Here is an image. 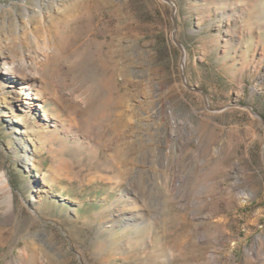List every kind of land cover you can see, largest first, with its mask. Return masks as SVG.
Segmentation results:
<instances>
[{
	"label": "rangeland",
	"instance_id": "rangeland-1",
	"mask_svg": "<svg viewBox=\"0 0 264 264\" xmlns=\"http://www.w3.org/2000/svg\"><path fill=\"white\" fill-rule=\"evenodd\" d=\"M167 1L0 0V264H264V0Z\"/></svg>",
	"mask_w": 264,
	"mask_h": 264
},
{
	"label": "bare ground",
	"instance_id": "bare-ground-1",
	"mask_svg": "<svg viewBox=\"0 0 264 264\" xmlns=\"http://www.w3.org/2000/svg\"><path fill=\"white\" fill-rule=\"evenodd\" d=\"M32 36V35H31ZM38 36V35H37ZM45 36V35H44ZM49 36V35H48ZM35 37V36H33ZM36 38V37H35ZM34 38V41L36 42V39ZM45 40L47 41V38H45ZM38 42V41H37ZM38 44V43H37ZM49 43H46L45 42V46L43 47V52L46 53H49L50 50V47L48 45ZM45 55V54H44ZM46 57V56H45ZM29 64L30 63H27L26 60L24 58H19L18 60L17 59H10V58H1L0 59V74H3V75H7L8 77L6 78L7 82L10 84L9 85V88L13 89V90H20L18 93L19 95L21 96L20 98H22L20 101L18 102H22V104L24 105H28L27 104V100H30L31 99V96L32 95H35L33 97V99H37L36 98V95L39 94V91L36 90V85H35V81H32V83L30 85H21V84H18V82L13 79V75H17V74H22V73H25L28 71V68H29ZM31 75V74H30ZM19 76V75H18ZM17 76V77H18ZM31 77V76H30ZM19 78V77H18ZM36 90V93H32L33 91ZM41 93V91H40ZM40 98V97H39ZM121 100V98H120ZM117 113H116V121L118 122V124H122L123 122V114H122V110H121V105L120 104H117ZM22 106V105H21ZM30 107L31 106H37L39 108H41L42 106L40 104H37V103H30L29 105ZM27 107L28 109H30V107ZM23 108V107H22ZM124 112V111H123ZM45 111H43V116H44ZM112 123V122H111ZM94 125V124H93ZM96 125V124H95ZM97 128V127H96ZM112 128V127H111ZM114 131V130H113ZM20 133L19 130L16 131V134ZM23 133V132H22ZM115 133V132H114ZM117 135V134H116ZM120 135V134H119ZM123 135V134H122ZM23 137L24 135H20V137ZM124 136V135H123ZM125 139V138H124ZM119 141V140H118ZM118 143V142H117ZM116 144V143H115ZM125 144V143H124ZM122 144V145H124ZM125 149V148H124ZM115 150V149H114ZM117 150V149H116ZM129 150V148H128ZM114 156V154H113ZM116 156L118 158V163L119 164H122L123 163V152H122V149L119 148L117 151H116ZM115 158V157H114ZM113 158V159H114ZM117 160V159H116ZM115 161V160H114ZM113 161V162H114ZM115 163V162H114ZM117 164V163H116ZM126 164V163H125ZM124 164V165H125ZM118 166V165H117ZM122 166V165H121ZM120 167V166H119ZM122 168V167H121ZM119 169V168H118ZM125 169V168H124ZM121 170V169H120ZM123 171V170H121ZM122 174V173H121ZM126 175V174H125ZM124 178V177H123ZM8 184V183H7ZM10 202V201H9ZM11 203V202H10ZM8 208V207H7ZM11 209L12 208H9L8 209V213L11 214ZM7 211V210H6ZM131 218V217H130Z\"/></svg>",
	"mask_w": 264,
	"mask_h": 264
},
{
	"label": "water",
	"instance_id": "water-1",
	"mask_svg": "<svg viewBox=\"0 0 264 264\" xmlns=\"http://www.w3.org/2000/svg\"><path fill=\"white\" fill-rule=\"evenodd\" d=\"M164 1H167V0H164ZM168 3H170L169 1H167ZM171 5H172V7H173V11H172V20H173V25H174V29H173V41L175 42V44L177 45V47L182 51V53H183V48L181 47V45L177 42V40H176V38H175V31H176V23H175V20H174V16H175V7H174V5L172 4V3H170ZM183 58H184V55L182 54V61H181V67H182V70H183V65H184V63H183ZM182 77H183V84L188 88V89H191V88H189L187 85H186V82H185V78H184V75L182 74ZM191 90H193V89H191ZM202 95H203V97L205 98V96H204V94H203V92H201V91H199ZM205 105H206V107H207V109H209V107H208V104H207V101H206V99H205ZM253 115H255V116H257V114H255L250 108H248V107H246ZM263 158H264V149H263Z\"/></svg>",
	"mask_w": 264,
	"mask_h": 264
}]
</instances>
